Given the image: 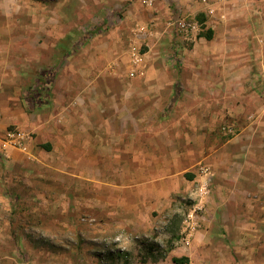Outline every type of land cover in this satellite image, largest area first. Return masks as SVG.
<instances>
[{
  "label": "crops",
  "instance_id": "crops-1",
  "mask_svg": "<svg viewBox=\"0 0 264 264\" xmlns=\"http://www.w3.org/2000/svg\"><path fill=\"white\" fill-rule=\"evenodd\" d=\"M143 1L0 0V243L33 241L11 212L40 210L71 220L67 241L88 243V264L145 258L143 236L179 210L180 232L199 202L191 236L165 255L264 264V0ZM178 18L199 28L185 37ZM133 23L147 51L123 50ZM115 60L136 73L74 76ZM64 67L69 78L48 80ZM13 128L31 132L25 151L4 143Z\"/></svg>",
  "mask_w": 264,
  "mask_h": 264
},
{
  "label": "rangeland",
  "instance_id": "rangeland-1",
  "mask_svg": "<svg viewBox=\"0 0 264 264\" xmlns=\"http://www.w3.org/2000/svg\"><path fill=\"white\" fill-rule=\"evenodd\" d=\"M97 15H100V13ZM80 23L81 27H83L84 25H87L88 20L85 18V21ZM141 25L143 24L136 23L131 28V30H129L130 34L125 38L127 47H123L125 52L127 51L128 46L132 43L138 44L140 46L141 52L147 51L148 46L146 45L145 41L148 40L151 34H145L146 31H139L137 28H139ZM81 37H83L84 40L86 39L85 41H88L87 35H83ZM65 38H68V36H65ZM116 62L118 61L115 60L109 67L104 68L96 65H92L90 67L87 65H82L77 68H73L74 72L77 70L74 76L78 77V79L81 81V84H88V82L90 83L93 78L103 74L119 75L122 70L130 69L128 67L129 63H127L126 66L128 68L123 66L121 68L116 64ZM71 69L72 67H64L63 71L58 73L54 71V68H48L47 78H49V81H52L55 79V77H57L55 75L58 74V78L65 80L69 78L68 74L71 73ZM65 71H67V73ZM32 85L33 83L25 84L26 92H30L29 88ZM38 87H40V84H37V88ZM197 165L193 167L194 170L199 166ZM11 213L13 215L12 218L14 219L13 223H15L13 230L15 232H19V230H21L24 234H26L25 239L33 240H25V243L15 242V244L13 242L0 243V253L5 254L9 252L10 254L16 256V261H13L12 264H88V254L81 253V249L83 247H87L88 243L75 244L72 241H67L71 238L72 229L70 227L66 229V226L64 225L69 224L70 226V219H64L61 217L60 221L58 222L55 217H51L55 216V214H49L48 217H44V214L47 212L40 210L15 211ZM170 216L172 217H164L161 219V221H159V227L157 226L158 230L156 231L157 234L152 233L147 236H143L141 239L144 241V243L140 244L139 248L141 250L145 251V249L149 247L154 249L156 252L154 251L147 256L145 255V258L138 257L140 256L139 253L131 254L132 256L130 258H124L123 256L111 259L103 258V260L100 261V264H175L172 262L170 256H167V254L165 255V251L174 246L175 243L172 241V239L175 237L178 238L179 236V228L183 219V211H175L174 214L170 213ZM79 221L88 223V221L85 219V216L80 217ZM86 234L87 232L84 235ZM15 237L17 239L20 238L19 236ZM152 237L154 238L153 240L151 239ZM60 238L63 240L59 241ZM117 240H119V238ZM3 261L6 263H3ZM3 261L0 260V262L3 264H7V260ZM189 263L190 261L187 260L183 264Z\"/></svg>",
  "mask_w": 264,
  "mask_h": 264
},
{
  "label": "built area",
  "instance_id": "built-area-1",
  "mask_svg": "<svg viewBox=\"0 0 264 264\" xmlns=\"http://www.w3.org/2000/svg\"><path fill=\"white\" fill-rule=\"evenodd\" d=\"M214 1L222 2L225 0H214ZM143 2L146 1L144 0ZM212 10L213 8L211 6L207 7V12H211ZM175 21H176L175 26L177 30L180 33L184 34L185 37L189 34V32H193L194 30H197L199 28V25L194 21H186L182 18H178ZM129 58L131 64L138 65L141 61L142 53L135 46H133L129 51ZM135 73H136L135 68L131 67V69H129V74L134 75ZM227 132L232 133L233 131L231 128H228ZM30 134L31 132L26 129H20V128L8 129L4 133L3 141L5 144L9 146L25 151L27 147V142L30 139ZM198 174L199 176L203 177V179L200 181L198 185V193L201 195H206L208 194V190H209L208 183L211 178L209 168L205 165H199ZM198 203L192 206V211L187 214V217L185 218L186 220H183V226L181 227L179 232L180 240L182 242L187 241V239L191 236V233L194 230V224L191 222L192 221L191 219L195 216L196 211L199 209Z\"/></svg>",
  "mask_w": 264,
  "mask_h": 264
},
{
  "label": "trees",
  "instance_id": "trees-1",
  "mask_svg": "<svg viewBox=\"0 0 264 264\" xmlns=\"http://www.w3.org/2000/svg\"><path fill=\"white\" fill-rule=\"evenodd\" d=\"M204 35L206 37H210V31L209 30L208 31H205L204 32ZM171 260L175 264H183L185 261H187V258L184 257V256H181V257H171Z\"/></svg>",
  "mask_w": 264,
  "mask_h": 264
}]
</instances>
